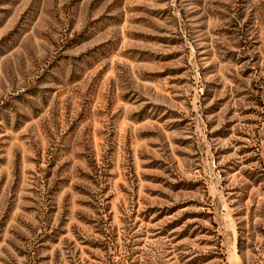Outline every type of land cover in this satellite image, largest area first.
Segmentation results:
<instances>
[{"label": "rangeland", "instance_id": "obj_1", "mask_svg": "<svg viewBox=\"0 0 264 264\" xmlns=\"http://www.w3.org/2000/svg\"><path fill=\"white\" fill-rule=\"evenodd\" d=\"M0 264H264V0H0Z\"/></svg>", "mask_w": 264, "mask_h": 264}]
</instances>
